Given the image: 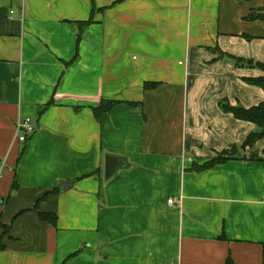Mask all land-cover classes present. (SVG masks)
Segmentation results:
<instances>
[{"label": "crops", "instance_id": "0c3cea01", "mask_svg": "<svg viewBox=\"0 0 264 264\" xmlns=\"http://www.w3.org/2000/svg\"><path fill=\"white\" fill-rule=\"evenodd\" d=\"M263 7L0 0V264H264V137L243 147L260 130L226 110L264 102L246 81L264 76V19H246ZM106 154L125 163L108 180Z\"/></svg>", "mask_w": 264, "mask_h": 264}, {"label": "trees", "instance_id": "16d2710c", "mask_svg": "<svg viewBox=\"0 0 264 264\" xmlns=\"http://www.w3.org/2000/svg\"><path fill=\"white\" fill-rule=\"evenodd\" d=\"M93 10V8H92ZM247 20H256V19H264V7L256 10L251 11L248 16L246 17ZM91 21L88 20L86 22H82L79 25H86ZM243 60L241 59H234L235 65H241V62ZM255 66L264 72V63L263 62H257L255 63ZM246 81L252 85L260 86L262 89H264V76L262 77H255V78H246ZM146 89H150L154 87V83H146L144 85ZM116 104V101L113 100H105L101 99L100 102L92 108L94 117L99 120L103 114L108 113L112 106ZM134 105V104H130ZM227 111L232 113V115L236 119L248 121L251 123H254L258 128L259 132L250 133L246 140L243 143V147L253 144L256 140L264 137V102H260L255 106L244 108L242 106H228L226 108ZM233 156H231L228 151H222L220 153H217L216 156L210 158L209 160L205 161L201 165H195L192 167V170L194 171H204L206 169H209L217 164L223 163L228 159H231ZM58 189H54L52 192H57ZM38 217L40 220L45 221L51 225H56L57 217L56 215L52 213H43L39 212ZM220 239H225L224 236H220Z\"/></svg>", "mask_w": 264, "mask_h": 264}, {"label": "built area", "instance_id": "2783aa9c", "mask_svg": "<svg viewBox=\"0 0 264 264\" xmlns=\"http://www.w3.org/2000/svg\"><path fill=\"white\" fill-rule=\"evenodd\" d=\"M12 12V11H11ZM35 127L32 124L30 118L18 119L15 124V135L14 139L18 142H25L29 136H32L35 132ZM3 168L0 166V176L2 174ZM168 204H172L173 200L168 199Z\"/></svg>", "mask_w": 264, "mask_h": 264}, {"label": "water", "instance_id": "95a60500", "mask_svg": "<svg viewBox=\"0 0 264 264\" xmlns=\"http://www.w3.org/2000/svg\"><path fill=\"white\" fill-rule=\"evenodd\" d=\"M234 147L235 146H233V149L230 150V155H233L235 153L236 150H234ZM124 165V160H122L121 158H118L117 156L111 154H106L104 156V179L108 180L113 177L117 171V168ZM66 183L68 182H63L61 184V191H65L66 189H68V187L65 186Z\"/></svg>", "mask_w": 264, "mask_h": 264}, {"label": "rangeland", "instance_id": "374dc122", "mask_svg": "<svg viewBox=\"0 0 264 264\" xmlns=\"http://www.w3.org/2000/svg\"><path fill=\"white\" fill-rule=\"evenodd\" d=\"M231 149V148H230Z\"/></svg>", "mask_w": 264, "mask_h": 264}]
</instances>
